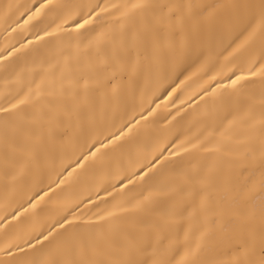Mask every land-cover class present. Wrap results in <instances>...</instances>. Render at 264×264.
<instances>
[{
    "label": "bare ground",
    "instance_id": "6f19581e",
    "mask_svg": "<svg viewBox=\"0 0 264 264\" xmlns=\"http://www.w3.org/2000/svg\"><path fill=\"white\" fill-rule=\"evenodd\" d=\"M262 13L0 0V264L264 257Z\"/></svg>",
    "mask_w": 264,
    "mask_h": 264
},
{
    "label": "snow or ice",
    "instance_id": "6c2138e0",
    "mask_svg": "<svg viewBox=\"0 0 264 264\" xmlns=\"http://www.w3.org/2000/svg\"><path fill=\"white\" fill-rule=\"evenodd\" d=\"M143 5L140 4H134L133 7H142ZM261 22L262 24H264V13H262V17H261ZM84 23H88L87 20H85ZM81 27L83 25H80ZM261 71H264V68L261 69ZM251 74H256L254 71H252ZM245 77L243 75L238 76L235 80L232 81L233 85L237 84V82L241 79H244ZM45 239L47 240L48 238L45 237ZM27 264H57V262L55 260H31L28 261ZM236 264H264V257H261L259 260L254 258V249H250L247 245H245L244 248V258L243 259H238L236 261Z\"/></svg>",
    "mask_w": 264,
    "mask_h": 264
}]
</instances>
